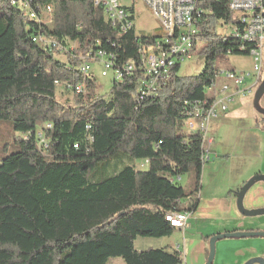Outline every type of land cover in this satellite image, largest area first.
<instances>
[{
    "label": "trees",
    "instance_id": "1",
    "mask_svg": "<svg viewBox=\"0 0 264 264\" xmlns=\"http://www.w3.org/2000/svg\"><path fill=\"white\" fill-rule=\"evenodd\" d=\"M15 1L0 0V119L23 136L0 160V264H106L110 257L183 264L177 248L138 250L135 242L172 236L166 214L191 213L199 203L202 137L183 127L198 105L213 100L209 88L219 71L210 61L249 55L253 46L240 51L233 33H217L219 23L242 27L231 0L198 4L194 53L206 57L203 71L180 76L177 62L168 85L144 98L139 48L157 34L138 33L133 4L122 5L133 22L123 32L93 0ZM100 51L123 73H110L106 94L91 71H82L85 60L98 64ZM59 87L73 93V103L60 98ZM120 151L137 164L91 180ZM185 174L194 177L192 190L181 184Z\"/></svg>",
    "mask_w": 264,
    "mask_h": 264
},
{
    "label": "built area",
    "instance_id": "2",
    "mask_svg": "<svg viewBox=\"0 0 264 264\" xmlns=\"http://www.w3.org/2000/svg\"><path fill=\"white\" fill-rule=\"evenodd\" d=\"M8 1V0H7ZM15 4V0H11ZM147 6L159 23L160 33L152 43L142 44L139 48L141 61L144 65L146 80L140 88V97L156 93L160 88L168 85L171 77L170 70L177 63L190 59L194 54V47L198 42L197 20L200 12L198 4L202 0H140ZM95 6H103L108 19L113 25H119L123 32L132 28L133 22L129 14L122 7V0H93ZM230 9L242 27H234L233 37L240 42V51L247 49L245 44L253 45L250 55L253 56V68L247 73L232 69L223 70L226 80H230V73H238V84L227 87V91L216 94V81L212 83L209 90L213 94V100L204 101L198 105L184 127L186 134L199 133L202 137L203 159L205 162L211 160V150L214 137L211 135V121L218 112H227L230 103L236 96L250 93L254 86L260 81L261 68L264 53V0H231ZM44 13L50 16L51 6L44 9ZM32 18H37V13L30 12ZM61 49V48H60ZM94 57L102 67V76H109L112 71L116 78H121V70H114V62L102 51ZM92 60V59H91ZM82 66L84 73L92 69L89 60ZM133 64L128 63L124 73L129 74ZM247 77H252L250 83ZM225 83V82H224ZM84 91V86L78 87V92ZM191 213L172 211L166 214V220L175 229H185Z\"/></svg>",
    "mask_w": 264,
    "mask_h": 264
},
{
    "label": "rangeland",
    "instance_id": "3",
    "mask_svg": "<svg viewBox=\"0 0 264 264\" xmlns=\"http://www.w3.org/2000/svg\"><path fill=\"white\" fill-rule=\"evenodd\" d=\"M127 2L128 4L134 5V14H135V27L138 33L140 34H158L160 33V27L155 16L150 12L143 2L140 0H122ZM217 33L220 35H231L233 33V28L231 25H223L222 23L218 24ZM64 59V57H61ZM225 59L221 62H214L212 66L218 67V74L216 76V89L222 84L229 83L232 84L231 81L226 80L224 77V73L221 74L223 70L232 69L239 72L247 73L253 68V56L252 55H225ZM206 57L204 55H200L198 53H194L190 59H185L180 67L179 75L183 77H191L200 74L205 68ZM91 72L95 75L98 82L102 85L99 92L101 94H106L109 92L112 85V76H102V67L100 64L92 66ZM252 81V77H247L246 82L250 83ZM264 82V53L262 60V68H261V78L260 81L254 86L253 91L250 92L247 96H241V98H237L235 102L230 103L229 110L227 112H218L217 116L211 121L210 131L212 135V131L214 128L221 125L222 120H228L231 126L237 125H250L256 120L260 123L261 127H264V94L263 96L257 100L256 94ZM58 94L63 101L68 103L74 102L73 93L70 91H65L63 87L58 88ZM227 123V124H228ZM23 134L17 132L13 128V123L11 120H1L0 119V160L8 156L9 154L15 152L17 150V143L15 142L17 137H22ZM215 137V136H214ZM218 137H216V143L218 142ZM214 142V144H215ZM264 145V144H263ZM227 157H219L216 153H211V160L206 162L203 167L202 172V186L205 185L208 191H212L216 188L218 183H221L226 176L230 173L232 165H234L240 157L236 155L233 151L232 146L226 147ZM230 156V158H229ZM229 158V159H227ZM137 162L133 160L131 156H129L126 152L120 151L118 154L111 156L110 161L105 166H102L101 170L98 173H92L90 176L91 180L99 181L106 176H110L114 174L116 171L121 170L125 166L132 165ZM138 166V165H137ZM139 167L143 166L139 164ZM258 183H264L258 182ZM181 184L188 190H192L195 186L194 177L191 174H185L181 178ZM238 188L233 190L234 194ZM236 195V194H235ZM263 232V231H261ZM176 231L173 233L175 234ZM200 236L194 230H190L186 234V243L187 247H189L191 239L199 238ZM250 239L256 238H245L243 240L249 241ZM240 239L236 238H225L221 239L216 243V254L214 258L213 264H264V255L257 258H247L239 257L240 253L236 254V249L240 248L237 244V241ZM183 241L182 236L180 238H152V237H139L135 245L139 250H144L147 248H160V247H168L170 249L175 248L178 243ZM204 241L209 250V242L210 239L207 240L204 237ZM251 247L247 246V253H250L252 250H249ZM255 248V247H252ZM187 252H188V248ZM181 253L184 252L183 248L180 250ZM236 251V252H233ZM233 252V253H232ZM188 254V253H187ZM183 255V253H182ZM184 263L190 264L187 262V257L183 255ZM106 264H126L122 257H110L108 258Z\"/></svg>",
    "mask_w": 264,
    "mask_h": 264
},
{
    "label": "crops",
    "instance_id": "4",
    "mask_svg": "<svg viewBox=\"0 0 264 264\" xmlns=\"http://www.w3.org/2000/svg\"><path fill=\"white\" fill-rule=\"evenodd\" d=\"M216 94H220L219 88L216 89ZM248 94L249 92L236 96L231 103ZM228 122V120L223 119L221 125L216 126L212 131V136H215L214 142L216 137H218V142L213 144L211 153L214 152L221 158L227 157L230 154H226L227 150L224 149L230 145L240 159L232 165L228 176L221 183H218L215 189L208 191L205 185L202 186L199 203L196 210L191 212L186 228L176 229V233L169 237L175 239L182 236L183 241L178 243L175 248L179 250L183 248L184 252L182 253L187 257L186 260L190 264L206 263L209 250L204 237L207 239V237H212L218 233L238 230L264 231V215L243 216L238 210L236 195L233 192L235 188L240 189L252 176L259 173L264 174V127L259 125L257 118L252 124L246 126H231ZM253 194L259 196L255 201L250 199ZM245 205L250 209L264 208V183H256L252 187ZM190 230H195L200 237L191 239L189 247H187L185 239ZM248 238L256 239L245 241L243 240L245 238H236L240 239L236 244L240 248L236 249L237 252H233L240 253L239 257H244V259L248 257L258 259L264 255V237ZM247 246L251 247L250 253H247ZM186 248H188V252ZM137 249L139 250V248ZM244 264L246 263L244 262Z\"/></svg>",
    "mask_w": 264,
    "mask_h": 264
},
{
    "label": "water",
    "instance_id": "5",
    "mask_svg": "<svg viewBox=\"0 0 264 264\" xmlns=\"http://www.w3.org/2000/svg\"><path fill=\"white\" fill-rule=\"evenodd\" d=\"M264 94V82L261 84L257 94L256 99L259 100ZM264 182V174H256L252 176L250 179H248L244 185L236 191V203L239 212L246 217H254L259 215H264V208H253L250 209L246 207L245 201L247 199V196L252 189V187L258 183V182ZM259 198L256 194L251 195L250 199L252 201H255ZM262 236L264 237V231H254V230H238V231H230V232H224V233H218L216 235H213L210 238L209 242V255L208 259L205 264H213L215 254H216V243L225 238H247V237H257Z\"/></svg>",
    "mask_w": 264,
    "mask_h": 264
},
{
    "label": "bare ground",
    "instance_id": "6",
    "mask_svg": "<svg viewBox=\"0 0 264 264\" xmlns=\"http://www.w3.org/2000/svg\"><path fill=\"white\" fill-rule=\"evenodd\" d=\"M232 84L224 83L221 86H219V92L221 94V91H227V87H233V84H238V73H230V80Z\"/></svg>",
    "mask_w": 264,
    "mask_h": 264
}]
</instances>
